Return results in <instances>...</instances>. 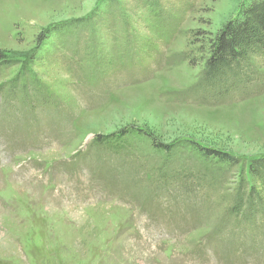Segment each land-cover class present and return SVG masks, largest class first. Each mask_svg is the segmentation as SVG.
<instances>
[{"label":"rangeland","instance_id":"obj_1","mask_svg":"<svg viewBox=\"0 0 264 264\" xmlns=\"http://www.w3.org/2000/svg\"><path fill=\"white\" fill-rule=\"evenodd\" d=\"M243 1L0 0V264H264V83L192 101Z\"/></svg>","mask_w":264,"mask_h":264},{"label":"trees","instance_id":"obj_2","mask_svg":"<svg viewBox=\"0 0 264 264\" xmlns=\"http://www.w3.org/2000/svg\"><path fill=\"white\" fill-rule=\"evenodd\" d=\"M206 39L204 69L195 87L197 97L192 100L193 102L211 105L232 103L244 100L262 90L263 66L255 63L253 58L264 55V0H244L236 15L226 21L217 31L209 34ZM127 133L128 131L97 134L95 141L109 145L111 148L112 145L118 147L116 140ZM178 144L177 142L165 144L155 141L154 148L172 157L176 153ZM181 144L186 145L189 152L197 154L201 161L229 165L238 163L237 157L224 150L209 148L191 140ZM184 145L182 146L185 148ZM198 164L196 169L179 165L173 167L172 170L180 176L190 175L192 180L206 179L205 174L208 172H202L200 167L202 163ZM249 171L256 176H261L264 173V157L252 160L249 164ZM170 178L176 179L174 173Z\"/></svg>","mask_w":264,"mask_h":264}]
</instances>
